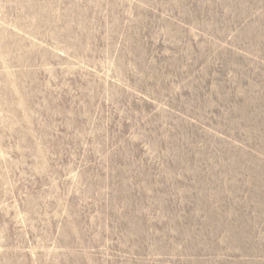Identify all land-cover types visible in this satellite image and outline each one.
Here are the masks:
<instances>
[{
    "label": "rangeland",
    "instance_id": "obj_1",
    "mask_svg": "<svg viewBox=\"0 0 264 264\" xmlns=\"http://www.w3.org/2000/svg\"><path fill=\"white\" fill-rule=\"evenodd\" d=\"M0 264H264V0H0Z\"/></svg>",
    "mask_w": 264,
    "mask_h": 264
},
{
    "label": "bare ground",
    "instance_id": "obj_2",
    "mask_svg": "<svg viewBox=\"0 0 264 264\" xmlns=\"http://www.w3.org/2000/svg\"><path fill=\"white\" fill-rule=\"evenodd\" d=\"M55 19V18H54ZM80 34V33H79Z\"/></svg>",
    "mask_w": 264,
    "mask_h": 264
}]
</instances>
